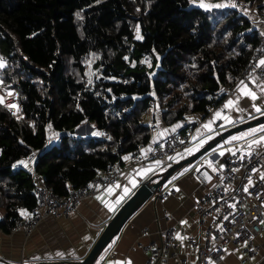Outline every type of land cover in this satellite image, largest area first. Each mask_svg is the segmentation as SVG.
I'll use <instances>...</instances> for the list:
<instances>
[{"label":"trees","instance_id":"1","mask_svg":"<svg viewBox=\"0 0 264 264\" xmlns=\"http://www.w3.org/2000/svg\"><path fill=\"white\" fill-rule=\"evenodd\" d=\"M202 1L218 0H0V86L21 107L0 103L3 232L36 203L31 166L65 195L149 141L151 107L169 125L223 101L260 30L247 11ZM242 1L264 15V0ZM86 122L108 136L69 133ZM52 131L68 134L45 142Z\"/></svg>","mask_w":264,"mask_h":264},{"label":"crops","instance_id":"2","mask_svg":"<svg viewBox=\"0 0 264 264\" xmlns=\"http://www.w3.org/2000/svg\"><path fill=\"white\" fill-rule=\"evenodd\" d=\"M199 5L204 9H213V11L233 8L226 0L212 3L202 1L199 2ZM217 5H221V7H217ZM248 7L246 15L252 26L262 31L261 18L263 14L259 13L256 8ZM253 82V89H248L242 83L237 82L231 93L226 95L223 101L217 107L212 108L205 117H201L198 113H192L186 115L183 120L168 125L161 118V110L151 107L142 117L143 124L151 128L149 141L144 144L143 150L148 149L170 132L180 130L186 125L193 130L192 142L179 153L145 163L137 162L132 152L123 154L122 163L114 166L120 169L116 182L98 191L94 196L82 200L69 218L48 216L27 237L21 229H12L10 233H5L0 229V264H20L21 262L22 264H73L72 262L83 259L107 222L140 183L151 176L164 172L172 164L188 157L217 133L264 113V78H254ZM248 90L256 94L255 100L244 95V92ZM3 97L5 94L0 95V101ZM229 101L233 102V106L225 107ZM256 108H260V111H256ZM217 112L221 113L219 118L215 115ZM216 121L220 122L218 129L215 127ZM206 124L210 127L205 128ZM263 131L251 136V140L240 136L237 139L232 138L222 145L219 143L196 162L177 168L170 179L155 190L151 198L113 238L102 264H128L129 261L131 264H144L145 255L139 249L131 250L130 247L139 236L142 227L149 226L153 232L163 228L165 226L163 216L166 213H172L175 219L176 238L180 237L177 238L179 242H184L188 236L202 238L203 230L194 213V205L203 195L204 188L196 180L195 171L200 166H206L211 171L217 172L227 153L235 150L260 149V142H253L259 141ZM52 133L53 131L48 135H52ZM76 133V136L85 137L86 134L94 136L99 132L94 129L91 123L86 122ZM125 157H129V159H124ZM33 170L34 167L31 166V171ZM260 173L264 176V166ZM162 190H172L173 193L160 197L158 192ZM152 238L157 240L155 234L152 235ZM143 241H146V238ZM256 242L259 243L261 250L256 256L250 257L245 264H264V221L262 230L256 237ZM242 248V245L228 247L223 257L225 264H241L240 261L244 257ZM179 252L187 261L195 260L194 249L182 245L179 247Z\"/></svg>","mask_w":264,"mask_h":264},{"label":"built area","instance_id":"3","mask_svg":"<svg viewBox=\"0 0 264 264\" xmlns=\"http://www.w3.org/2000/svg\"><path fill=\"white\" fill-rule=\"evenodd\" d=\"M226 1L240 13L249 10L242 0ZM261 27L262 31L259 33L255 53L246 62L238 80V83H242L248 89L254 88V78H264V65L260 64V61L264 60V15L261 18ZM232 89L223 90L222 93L228 95ZM4 94L5 97L0 103L11 113L20 114V106L19 110L10 107L17 103L16 97L8 96L5 89L0 86V95ZM215 127L220 128L219 121L215 122ZM66 134L68 131H54L52 135H48L45 142H56ZM94 136L106 138L108 133L101 131ZM262 137H264V131L259 139L260 149L235 150L227 153L217 172L211 171L206 166H200L195 171L196 180L204 188L203 195L194 205V213L203 230L202 238L188 236L184 242H179L176 238L177 227L172 213H166L163 216L165 222L163 228L154 232L149 226L140 229L139 236L130 249H139L145 255L144 264H225L223 257L226 249L239 245H242L244 253L240 262L245 264L250 257L260 252L261 248L256 242V237L261 232L264 221V176L260 173L264 166ZM192 140V129L176 130L146 150H143L144 144H140L133 153V157L139 163L163 159L183 151ZM36 157L37 152H32L26 162L33 165ZM119 173L120 169L117 167L99 171L86 185L78 188L68 185L67 194L60 195L47 186L42 176L33 170V191L36 203L32 209L23 211L26 215H21V219L13 229H21L27 237L48 216L69 218L82 200L113 185ZM169 193L173 191L162 190L158 192V195L165 197ZM153 234L157 236V240L152 238ZM144 238L146 241H143ZM182 245L195 250L193 262L187 261L180 255L179 247Z\"/></svg>","mask_w":264,"mask_h":264},{"label":"water","instance_id":"4","mask_svg":"<svg viewBox=\"0 0 264 264\" xmlns=\"http://www.w3.org/2000/svg\"><path fill=\"white\" fill-rule=\"evenodd\" d=\"M260 124H264V113L217 133L188 157L172 164L164 172L151 176L140 183L135 191L122 203L107 222L85 257L80 261L72 263L93 264L98 255L111 243L113 238L120 233L128 220H130L131 217L151 198L155 190L162 187L170 179L171 175L177 168L188 163L196 162L230 135ZM82 126L76 130H70V133L73 134L78 132Z\"/></svg>","mask_w":264,"mask_h":264},{"label":"rangeland","instance_id":"5","mask_svg":"<svg viewBox=\"0 0 264 264\" xmlns=\"http://www.w3.org/2000/svg\"><path fill=\"white\" fill-rule=\"evenodd\" d=\"M136 33H137V31H136ZM7 93H8V96L9 95H11V94H13V93H11V92H9V91H7ZM13 105H15V109L16 110H19V105L17 104V103H14ZM89 123V122H88ZM262 125H264V124H260V125H257V126H254V127H251V128H249V129H246V130H243V131H240V132H238V133H235V134H232V135H230L229 137H227L225 140H223L221 143H220V145H222V144H224L226 141H229L230 139H232L233 137H240V136H242L244 139H249V140H251L252 138H250L251 136H254V135H256V134H259L260 133V131H262V130H260L261 129V126ZM253 129H255L256 131H253ZM77 134V133H76ZM75 134V135H76ZM90 134H86L85 136H89ZM245 135V136H244ZM79 137V136H78ZM218 147H220V146H218ZM111 244V243H110ZM110 244L98 255V257L95 259V261H94V264H102L103 263V261L105 260V258H106V256H107V251H108V249L110 248Z\"/></svg>","mask_w":264,"mask_h":264},{"label":"snow or ice","instance_id":"6","mask_svg":"<svg viewBox=\"0 0 264 264\" xmlns=\"http://www.w3.org/2000/svg\"><path fill=\"white\" fill-rule=\"evenodd\" d=\"M217 7H221V5H217ZM137 31L139 32V29ZM137 39H141V37L139 36V34L137 35ZM260 64L261 65H264V60H261L260 61ZM0 67H4L3 62H0ZM244 95L250 96L253 100H255L257 98L256 97V94L254 92L250 91V90L245 91L244 92ZM232 106H233V102L232 101H229L228 104L225 105V107H232ZM10 107H15V105H11ZM256 111H260V108H256ZM215 115H216V117L219 118L221 116V113L220 112H217ZM223 118L226 119V120L228 119L227 117H223ZM177 127H179V125H177ZM204 127L205 128H209L210 125L206 124V125H204ZM260 130H264V125L261 126V129ZM253 131H256V130L253 129ZM97 134H99V133H97ZM233 139H237V137H233ZM261 139L264 140V137H262ZM259 142L260 141H254L253 143H259ZM124 159H129V157H125ZM157 163H160V162L157 161ZM245 191H247V189H245ZM233 207H235V206L233 205ZM21 215H26V213L22 211L21 212ZM177 238L179 239L180 237H177ZM128 264H131V262L129 261Z\"/></svg>","mask_w":264,"mask_h":264}]
</instances>
